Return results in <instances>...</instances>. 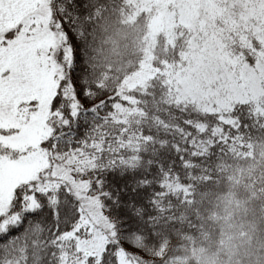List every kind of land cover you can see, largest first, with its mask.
I'll return each mask as SVG.
<instances>
[{
  "label": "snow or ice",
  "instance_id": "6c2138e0",
  "mask_svg": "<svg viewBox=\"0 0 264 264\" xmlns=\"http://www.w3.org/2000/svg\"><path fill=\"white\" fill-rule=\"evenodd\" d=\"M257 162L264 0H0V264H215L209 197H264Z\"/></svg>",
  "mask_w": 264,
  "mask_h": 264
},
{
  "label": "trees",
  "instance_id": "16d2710c",
  "mask_svg": "<svg viewBox=\"0 0 264 264\" xmlns=\"http://www.w3.org/2000/svg\"><path fill=\"white\" fill-rule=\"evenodd\" d=\"M139 29V31H137ZM147 31L145 20L140 18L133 26H124L110 21L105 30H97L93 54L101 66L109 64L119 67V61L125 57L126 45L133 38H143ZM127 34L128 39H123ZM253 166L247 161L241 167L247 169ZM253 179L257 183L264 182V167L257 162ZM232 192V195H228ZM206 223L211 232V240L207 246L206 255L215 260V264H237L238 253L242 256L244 250L251 245L253 248L264 244V197L250 200L243 189H234L224 185L214 190L209 197L205 210Z\"/></svg>",
  "mask_w": 264,
  "mask_h": 264
}]
</instances>
